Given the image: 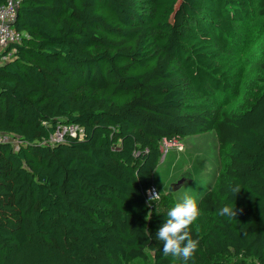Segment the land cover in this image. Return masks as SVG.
I'll use <instances>...</instances> for the list:
<instances>
[{"label": "trees", "instance_id": "16d2710c", "mask_svg": "<svg viewBox=\"0 0 264 264\" xmlns=\"http://www.w3.org/2000/svg\"><path fill=\"white\" fill-rule=\"evenodd\" d=\"M252 3L20 0L24 37L0 64V133L21 141L0 145V264H178L155 238L168 209L147 191L162 141L212 131L223 161L189 264H264V82L242 111L192 106L185 90L226 96L217 54L242 23L264 25ZM59 123L82 136L45 143Z\"/></svg>", "mask_w": 264, "mask_h": 264}, {"label": "rangeland", "instance_id": "374dc122", "mask_svg": "<svg viewBox=\"0 0 264 264\" xmlns=\"http://www.w3.org/2000/svg\"><path fill=\"white\" fill-rule=\"evenodd\" d=\"M246 1L250 9L253 8L252 0ZM217 60L231 82L226 96L216 97L212 92L210 97L202 98L185 80L188 102L192 106L202 102L213 108L226 106L237 111L248 108L264 82V72L259 68V63L264 61V25L242 23L236 28V36L230 46L218 52ZM174 142L182 144L183 149H178ZM217 148L213 131L160 143L161 157L153 173L152 189L158 194L161 208L169 209L185 193L195 197L199 203L201 197L214 187L223 161ZM195 224L197 231L204 233L210 224L208 216L200 214ZM129 264L148 263L136 260Z\"/></svg>", "mask_w": 264, "mask_h": 264}, {"label": "clouds", "instance_id": "9594fccd", "mask_svg": "<svg viewBox=\"0 0 264 264\" xmlns=\"http://www.w3.org/2000/svg\"><path fill=\"white\" fill-rule=\"evenodd\" d=\"M240 190L239 185L231 188V192L235 194ZM154 198H158V194L153 193L151 199ZM218 214L231 218L236 216V210L225 204L219 209ZM199 215L200 207L196 198L187 193L169 207L163 223L155 233V238L162 243L161 251L164 256H171L178 264H189L190 261H194L199 240L191 235L190 225Z\"/></svg>", "mask_w": 264, "mask_h": 264}, {"label": "built area", "instance_id": "2783aa9c", "mask_svg": "<svg viewBox=\"0 0 264 264\" xmlns=\"http://www.w3.org/2000/svg\"><path fill=\"white\" fill-rule=\"evenodd\" d=\"M19 2L20 0H5L0 6V64L13 57L15 45L20 44L24 37V33L14 27ZM66 136L80 137L82 136V129L75 124L59 123L45 143L52 145L62 142ZM5 143H12L13 147L17 149L21 141L9 134L0 133V145ZM174 143L179 147L178 149H183L182 144ZM153 193H155L154 188L147 191L148 198L151 199Z\"/></svg>", "mask_w": 264, "mask_h": 264}, {"label": "crops", "instance_id": "0c3cea01", "mask_svg": "<svg viewBox=\"0 0 264 264\" xmlns=\"http://www.w3.org/2000/svg\"><path fill=\"white\" fill-rule=\"evenodd\" d=\"M184 147V146H183ZM154 186V185H153Z\"/></svg>", "mask_w": 264, "mask_h": 264}]
</instances>
